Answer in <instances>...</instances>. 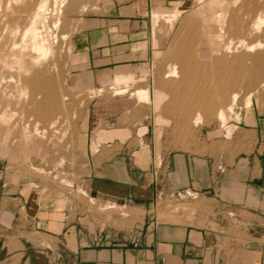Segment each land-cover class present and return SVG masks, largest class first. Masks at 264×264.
I'll return each instance as SVG.
<instances>
[{"label": "rangeland", "instance_id": "rangeland-1", "mask_svg": "<svg viewBox=\"0 0 264 264\" xmlns=\"http://www.w3.org/2000/svg\"><path fill=\"white\" fill-rule=\"evenodd\" d=\"M185 2L193 3L190 0H65L61 14L57 17L60 24L56 29L54 28L55 30L51 26L55 17L47 16L45 25L47 27L45 34L42 35L46 37L50 45L52 56L47 58V64L44 63L46 67L45 73L41 72V76H44L42 84H50L48 86L51 87L52 94L58 98L63 108L61 107L60 111L42 113L38 116V128H45L46 131L43 142L39 146L30 142L24 145L19 138L5 153L7 146L1 144L5 132L3 128H0V198L8 193L18 192L28 203L38 202L41 209L62 210L71 207L73 212L68 217L69 220H75L76 216L85 213L95 221L105 222L118 228L129 227L135 219H141L147 214L150 217L153 216L158 222L188 224L193 222L197 214L201 216L209 214V207L205 204L206 199L203 196L199 197L198 193L190 189L170 194L158 193L148 213L143 209L131 208L128 202L122 200L114 202L97 198L92 191L94 190L92 176H95V170L101 165L103 159L122 150L119 147H103L107 141H111L106 139L118 135L128 140V147L124 149L128 156L135 153L140 157L139 161H147V163L152 158L154 168L158 172L162 169L161 164L164 158L179 154L202 162L217 177L228 173L229 178H241L255 189L264 186V86L260 87L258 82L248 80H243V83L237 86L236 106H234L233 114L227 117V124L233 129L229 138H225L223 132L209 137L214 126L204 119L197 126H193L191 119L196 111H189L190 119L186 121L181 117V112L184 113V111H167L163 106L165 104L162 105L161 111L153 110L151 102L153 90H158L156 88L160 87L165 91L164 88L169 82H178L180 74L178 78L162 77L167 65L170 64L165 55L171 52L167 44L170 43L173 34L166 33L167 25L162 20H159V24L156 23L158 26L156 24L155 27L152 26L150 14L159 9L166 12L172 11L175 6ZM49 4L50 10L51 1ZM82 6H85L83 11ZM117 15L142 21L150 29L151 54L148 64L140 68L136 80L127 85L126 95L112 96L110 85L108 88H101L102 92L99 95H95L96 89L81 91L70 84L72 71L78 69L76 67L84 62L75 54L76 47L82 45L78 39L85 29L102 26L107 23V20L116 19ZM250 15L253 16V14ZM13 26L10 24L9 28ZM48 27L51 31H47ZM177 27L178 22L175 23L174 29ZM153 30L154 33H152ZM261 30L264 31V23L260 27ZM62 34L66 36L63 40L60 39ZM253 35L244 38L246 40L244 42L254 46L257 41L264 39L263 36H259V33ZM228 38L232 39L233 43L227 54L229 57L245 52L244 48L237 44L236 36L230 35ZM154 52L157 53V58L154 57ZM176 67L179 71L180 68ZM143 70L144 73H142ZM162 82L164 83L161 84ZM137 89L149 91L148 104H137L129 110H118L112 113L107 117L108 119L92 121L93 109L96 105L124 100L129 93ZM44 95L39 92L36 101L42 103ZM248 95H250L251 106L244 109V100ZM12 108H16L11 125L13 128L11 130H15V132L11 131V137L14 138L21 125L27 123L31 127L35 118L29 116L30 113L18 110L16 106ZM213 114L215 111H212V116ZM235 115H239V122L235 121ZM51 118H57L59 121L53 129L49 130L47 122H50ZM121 125L129 129L127 133L97 132L118 131ZM94 135L97 138L100 137L92 143ZM142 146H145L148 151L145 157L140 154ZM84 176H89L85 179L88 181H82ZM248 178L249 181H247ZM185 192L190 196H185ZM207 194L206 197L209 196V193ZM139 195L141 198L145 197L142 193ZM130 204L137 206L141 205L142 201L134 200L132 197Z\"/></svg>", "mask_w": 264, "mask_h": 264}, {"label": "crops", "instance_id": "crops-1", "mask_svg": "<svg viewBox=\"0 0 264 264\" xmlns=\"http://www.w3.org/2000/svg\"><path fill=\"white\" fill-rule=\"evenodd\" d=\"M106 22L78 39L82 45L75 54L84 62L75 66L70 84L81 91L108 88L115 76L136 80L148 64L151 32L145 23L120 15ZM117 130L97 132L129 129ZM119 136L103 145L122 150L95 170L97 198L122 200L148 213L158 193L190 189L206 199L209 214H197L191 224L158 222L147 214L118 228L85 213L69 220L71 207L41 209L18 192L8 193L0 198V264H264V186L255 189L228 173L217 177L202 162L179 154L164 158L158 172L152 158L147 163L135 153L128 156V140ZM132 197L142 204H130Z\"/></svg>", "mask_w": 264, "mask_h": 264}, {"label": "bare ground", "instance_id": "bare-ground-1", "mask_svg": "<svg viewBox=\"0 0 264 264\" xmlns=\"http://www.w3.org/2000/svg\"><path fill=\"white\" fill-rule=\"evenodd\" d=\"M64 1L0 0V128L5 132L1 143L7 146L5 153L19 138L24 145L30 142L39 146L46 131L45 128H38V116L42 113L60 111L62 107L58 98L52 94L51 87L48 86L50 84H45L46 86L42 84L44 76H41V72L45 73L44 63L47 64V58L52 56L50 45L42 35L45 34L47 27H45L46 19L47 16L55 17L53 24L50 23L55 30L60 24L57 17L61 14ZM190 2H193V5L185 2L175 6L172 11L159 9L150 14L152 26L155 27V24L162 20L167 25L166 33L173 34L172 37L170 36L172 38L171 41L169 40L170 43L167 44L171 52L166 51L168 53L165 55L170 64L167 65L162 77L178 78L180 74L178 82L166 83L165 91L160 87L156 88L158 90H153L151 101L153 110L161 111L162 105L165 104L163 106L167 111H184L181 112V117L186 121L190 119L188 112L196 111L191 119L193 126H197L204 119L214 126L209 137L223 132L224 137L229 138L233 129L227 124V117L233 114L236 106L237 86L243 80L256 81L260 87L264 86V39L257 41L254 46L244 42L246 41L244 38L254 36L255 33H259V36L264 38V31H260L264 23V0L255 2L190 0ZM84 8L85 6L81 7L82 11ZM177 22L178 27L174 29ZM10 24L14 26L9 28ZM47 29L50 30L49 27ZM230 35L236 36L237 44L244 48V53L232 57L227 55L233 44L232 39L228 38ZM64 38L66 36L62 34L60 39ZM154 57H158L157 53ZM176 66L180 68L179 71ZM131 82H134L131 76H115L110 84L112 96L127 94V85ZM139 90L129 93L124 100L96 105L94 109L92 108L94 111L92 121L96 122L100 117L111 115L118 110H129L137 104H148L149 91ZM39 92L45 94L42 103L36 101ZM95 92V95H99L102 90L99 88ZM12 106L30 113L29 116L35 118L31 127L27 123L20 124V130L14 138L11 137V129H13L11 125L16 108L13 109ZM250 106V95H248L244 100V109ZM212 111H215L214 116ZM234 119L239 122V115H235ZM58 121L57 118H51V121L47 122V129H53ZM96 138V135L92 137V143L96 142ZM141 154L144 157L148 155L145 146L141 147Z\"/></svg>", "mask_w": 264, "mask_h": 264}, {"label": "built area", "instance_id": "built-area-1", "mask_svg": "<svg viewBox=\"0 0 264 264\" xmlns=\"http://www.w3.org/2000/svg\"><path fill=\"white\" fill-rule=\"evenodd\" d=\"M184 195L185 196H188V197L190 196L187 192H185ZM178 196H179V194H178Z\"/></svg>", "mask_w": 264, "mask_h": 264}]
</instances>
